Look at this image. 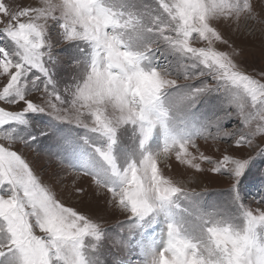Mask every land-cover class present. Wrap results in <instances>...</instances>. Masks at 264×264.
<instances>
[{
	"label": "snow or ice",
	"instance_id": "6c2138e0",
	"mask_svg": "<svg viewBox=\"0 0 264 264\" xmlns=\"http://www.w3.org/2000/svg\"><path fill=\"white\" fill-rule=\"evenodd\" d=\"M242 20L264 24L252 0H39L18 10L0 0L10 42L0 47V102L21 109L0 106V140L8 145L0 144V264H90L88 253L102 239L101 225L61 203L12 150L35 139L25 138L30 115L90 134L72 153L81 166H67L107 191L126 214L130 237L163 224L162 246L150 264H264V197L255 209L239 205L233 219L186 211L189 219L177 222L178 201L194 202L198 194L158 164L174 154L180 165L201 172L207 162L236 193L252 162L264 157V147L254 156L235 155L264 138V82L214 47L228 43L219 23ZM199 42L206 46H194ZM62 44L76 52L57 55ZM67 61L73 80L61 89L54 69ZM213 96L220 102L209 114L195 111ZM232 119L238 123L225 127ZM122 135L134 147L123 160L116 152ZM157 136L160 147L150 150ZM197 140L234 142L233 151L218 160L196 156L188 148Z\"/></svg>",
	"mask_w": 264,
	"mask_h": 264
},
{
	"label": "rangeland",
	"instance_id": "374dc122",
	"mask_svg": "<svg viewBox=\"0 0 264 264\" xmlns=\"http://www.w3.org/2000/svg\"><path fill=\"white\" fill-rule=\"evenodd\" d=\"M14 10L24 6H39V0H5ZM154 0H145V3H153ZM258 17L264 20V0H252ZM222 37L227 44L215 42L214 47L218 51L227 52L250 75L264 82V24L256 21H241L239 26L235 22H222L217 25ZM3 25L0 24V47L7 46L10 42L2 33ZM52 39L56 38L55 30L50 33ZM197 47L206 46V42H199ZM57 55L67 57L76 52L74 45H59L55 49ZM65 65L54 69L56 80L61 89L73 80L72 69ZM161 63H164L162 60ZM4 80L0 77V83ZM183 83V80L180 81ZM191 83L197 84L199 81ZM33 102H40L38 95L30 97ZM215 96L202 100L196 107L197 113L209 114L219 104ZM6 110H21L20 107L4 105ZM30 129L26 130V139L30 144H15L12 150L21 154L39 177L42 184L51 189L57 199L65 206L72 207L79 213L88 216L93 222L102 226V239L95 245V251L88 253L90 264H150L155 251L162 246V223H156L146 232L135 233L129 236L126 229V214L113 207L110 195L105 189L98 188L95 182L83 174L70 169L67 165L80 167L81 161L72 154L73 150L82 147V138L86 135L85 129L77 127L74 123H57L48 116L30 115ZM238 121L235 119L226 122L225 127L231 129ZM47 134L43 135L42 132ZM62 139H68L71 143L62 144ZM160 137L153 139L150 150H158ZM0 144L7 147V142L0 140ZM234 144V142H232ZM232 144L213 142L211 140H197L196 147L189 146L188 151L199 156L200 153L209 156L212 160L222 158L223 154L233 151ZM256 147L244 148L236 152L237 157L254 156L259 148L264 147V138L258 137ZM133 152L134 147L126 136H121L120 146L117 148V156L122 160L125 152ZM199 162V161H197ZM164 175L171 177L181 186L198 196L194 202L183 199L178 201V207L172 210L177 222L182 218L189 219L187 212L215 213L218 218L233 219L240 215L239 205L249 206L255 209L256 202L264 197V157H259L252 162L248 170L241 178L236 193L230 188L232 181L219 174L212 173L207 162L201 163L203 171L197 172L186 165H180L175 160L174 154L166 160L158 162ZM82 190V193L81 191ZM238 195L239 203H236ZM37 235H43L36 229ZM126 244L127 247H121Z\"/></svg>",
	"mask_w": 264,
	"mask_h": 264
}]
</instances>
